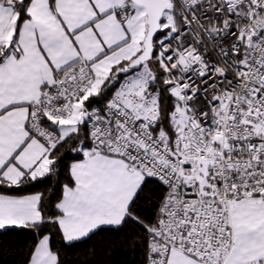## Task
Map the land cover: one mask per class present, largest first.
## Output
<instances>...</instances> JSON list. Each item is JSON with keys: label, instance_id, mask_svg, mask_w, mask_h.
<instances>
[{"label": "snow or ice", "instance_id": "6c2138e0", "mask_svg": "<svg viewBox=\"0 0 264 264\" xmlns=\"http://www.w3.org/2000/svg\"><path fill=\"white\" fill-rule=\"evenodd\" d=\"M0 264H264V0H0Z\"/></svg>", "mask_w": 264, "mask_h": 264}, {"label": "trees", "instance_id": "16d2710c", "mask_svg": "<svg viewBox=\"0 0 264 264\" xmlns=\"http://www.w3.org/2000/svg\"><path fill=\"white\" fill-rule=\"evenodd\" d=\"M110 234L102 233L99 237L95 240L90 241L89 245L96 244L97 246L101 245L105 242L106 238L109 237ZM10 245L7 255L5 256L6 259H11L13 257H19V252L16 249H22L25 245L32 240V236L26 232H20L17 234H13L10 237L5 238ZM96 259H101V257H97Z\"/></svg>", "mask_w": 264, "mask_h": 264}]
</instances>
